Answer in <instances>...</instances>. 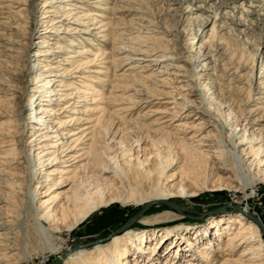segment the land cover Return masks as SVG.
Instances as JSON below:
<instances>
[{"label": "rangeland", "instance_id": "rangeland-1", "mask_svg": "<svg viewBox=\"0 0 264 264\" xmlns=\"http://www.w3.org/2000/svg\"><path fill=\"white\" fill-rule=\"evenodd\" d=\"M42 2L39 0L40 9ZM30 4V0H0V133L9 127L14 129L11 135V148L14 150L11 158L14 160L8 167L11 174L19 176L20 183L13 186L14 191L7 202L18 213L27 240L21 252L20 264H51L56 261V264H65L64 257L66 259L80 250H89L87 260H74L73 264H97L109 260L102 251L108 254L115 252L120 262L123 260L120 256L125 254L123 264H135L137 257H141L142 264H166L171 254H174L177 264H188L189 256L193 253L187 249L189 247H184L186 250L178 254V247L186 244V237L201 244L207 242L208 237H197L194 233L204 228L210 238L206 260L208 264H220L227 246L225 234L218 236L217 232H225L231 216H238L243 210L256 216L264 227V182L258 181L257 168L249 166L247 160L245 163L230 161V152L240 137L244 138V142L252 141L253 136H260V140L264 141V131L256 135L258 131L251 132L244 120L257 107L252 101L253 95L264 92V0H72L68 8H79L76 11L81 13L63 23L54 24L55 29L48 27L47 30L49 23L59 20L51 16L49 20L52 21L48 20L41 26L43 31L50 30L45 36L32 34L33 12ZM185 12H189L186 18ZM179 30L184 31L182 38L176 33ZM69 43L73 46H68ZM116 47L119 52L115 54L116 62L111 67L101 54L104 52L110 58L113 56L112 49ZM134 49L151 52L147 56L149 60H133L137 57L136 52H132ZM78 50L82 53L76 56L74 51ZM36 53L43 56H34ZM163 54L164 59L159 58L160 61L155 64L152 62L156 56ZM69 56L75 58L69 59ZM203 56L213 59L214 64L208 71L198 74L200 66L196 63ZM56 61L59 69L52 63ZM142 64L148 66L141 69ZM45 65L51 67L52 75L64 76L55 77L54 83L48 85H52L59 94L51 97L53 105L65 93L75 96V90L68 89L71 87L79 88V92L85 89L100 91L104 87L106 91L103 93L106 95L110 86H119L115 94L123 96L124 100L119 105L115 101L104 103V111L91 112L92 117H88L93 120L103 113L99 118L97 149L94 147L99 160L110 163L112 158H117L120 161L117 144L120 140L133 155L141 148L137 153L139 159L149 152L151 156H168L182 166L184 154L176 143L177 138L193 146L198 144L197 141H202L201 150L207 152L211 160L192 179L180 181L178 167L167 172L174 174L168 182L169 188L173 185L170 188L173 195L181 184L189 193L187 197L174 195L168 200L180 205V211L160 204L161 201L147 203L150 206L128 227L113 233L146 205L126 203L128 192L118 186L119 181H114L117 191H104L107 200H112L109 204L95 209L70 230L64 224L53 228L46 223L44 237L40 238L39 233L37 235L33 205L37 207L38 201L32 205L30 193L41 186L42 177L46 175L38 170L36 152L32 151L29 156L27 154L28 149H36L37 141L31 145L29 143L35 139L33 135L42 133L44 126L38 121L35 126L37 130H20L17 119L20 115L26 117L32 113L21 110L22 104H26L34 94L31 90L22 93L23 81L36 79ZM106 68H109L108 73ZM118 68H121L120 71L114 72ZM151 71H154V76H150ZM121 73L127 77L120 78L118 75ZM37 94L31 97L35 110L39 109L37 103H40L36 100ZM76 96L67 103L59 101L54 108L59 114L46 118L52 132L57 129V119L66 121L62 129L64 142L72 129L84 126H75L70 121V113L75 106L78 110L82 109L81 100L87 99V104H91L90 96H82L81 93ZM143 98L151 100V104L141 103ZM86 106L91 110L96 108L95 105ZM114 108L129 109L116 113L113 112ZM255 112H252L253 118L264 117V109ZM45 116L43 114L40 119L43 120ZM262 127L263 122L254 126L255 129ZM104 130H108V133ZM116 131L118 136L110 141ZM232 134L233 138H229ZM248 146L235 145V150L240 152L241 147ZM252 146L255 149L260 144ZM219 150L222 153L220 159ZM248 161H252V158ZM217 167L223 169L218 170ZM259 170H264V162L259 164ZM104 176L110 178L109 174ZM50 179L57 182V176L48 177L47 181ZM79 180L82 184L79 190L81 194L92 191L98 185L95 174H81ZM53 181L51 184H54ZM204 185L206 188H203ZM68 188L62 187L55 194ZM173 228L177 231L160 237L162 232ZM127 232L145 237L140 247L146 246L148 249L144 253L138 252L134 244L125 249L126 239L121 236ZM220 237L221 241L218 240ZM115 238H118L117 241H113ZM88 242L92 243L70 250L75 244ZM135 244L138 245V242ZM96 247H99L98 250ZM242 251L244 247L240 246L228 253L235 260ZM154 259L157 263H153Z\"/></svg>", "mask_w": 264, "mask_h": 264}, {"label": "bare ground", "instance_id": "bare-ground-1", "mask_svg": "<svg viewBox=\"0 0 264 264\" xmlns=\"http://www.w3.org/2000/svg\"><path fill=\"white\" fill-rule=\"evenodd\" d=\"M42 1L43 2L40 9L38 8L39 0H30L31 9L33 12L31 19L32 34L45 36L50 31V30L47 31L48 27L49 29L54 28L53 26L54 24L63 23L65 20H68V18H74L79 13H81L79 11H76V9L79 8H75L73 10H70L68 8L69 6L68 3L72 2V0H42ZM188 13L189 12H185L184 18H186ZM51 16L54 18H59V20L54 21L53 24L49 23L50 25L48 24L46 26L47 30L43 31L41 26L44 25L42 23L48 21L51 18ZM51 21L52 20H49L48 22ZM100 27L103 26H99V28ZM176 33L178 37H181L184 31L179 30ZM42 42L48 44L47 41H42ZM68 46H73V44L69 43ZM188 46H191V44ZM44 47H47V45H45ZM56 48L59 49L57 46ZM190 49L192 50L193 46L190 47ZM112 50H113L112 53L113 56L110 58H108V55H106L104 52L103 54H101L104 57L103 59L107 63H109L111 67L116 62L115 54L119 52L117 47ZM79 51L81 50L74 51V54H76V56H79L80 53H82V51L81 52ZM132 52H136L137 54V57H135L134 59L132 58L133 60H143V61L149 60L147 59L148 58L147 56H149V54L151 53L141 49L140 50L134 49ZM38 55L43 56V54H39V53H36L34 56H38ZM156 57H157L156 59L152 60L154 64L160 61L159 58L164 59L165 55L163 54ZM68 58L69 59L75 58V56H69ZM176 59H181V58L177 57ZM57 62L58 61L52 63L56 64V66L58 67L59 64ZM196 64L200 66V69L197 71V73L201 74L205 71H208L211 68V66L214 64V60L208 59V57L203 56ZM147 66H148L147 64H142L140 68L145 69ZM108 69L109 68L105 69L107 73L109 72ZM120 69L121 68L115 69L114 72H119ZM63 71L66 72L64 69ZM41 72L42 73L38 74L37 78L33 79V81L24 80L23 81L24 87L22 90L23 94H26L30 90L31 93L34 94L36 92L38 93L37 94L38 96H36V100L40 102L37 103L39 105V109L37 110L34 109L36 106H34L35 103L31 102L32 101L31 97L34 96V94H32L30 99L27 100L26 104L24 105L22 104L21 106V110L23 109L26 111H31L32 113L28 114L26 117H21L20 115V117L17 119L20 121L19 122L20 130H24V129L26 130L27 128L32 130L33 132L34 130H37L35 126L38 125L37 124L38 121L41 122V125L44 126V128H42V133L39 134L37 133V135L35 134L36 136L33 135L35 139L30 141L29 143L31 145L32 143L37 141L36 149L35 150L28 149V154H27L29 156V154L32 153V151L36 152L35 156L38 160V170L40 169V171H44L45 172L44 175H46V177H42L43 181L42 183H40L41 186L39 188L35 187L34 191L30 193V200L32 205L36 201H38L37 207L33 205V213H34L33 222H34V228L37 230L35 232L37 233V235L38 233L40 234V238L44 237V235L46 234L45 233L46 223L53 226V228L58 227L57 225L59 224L60 225L64 224L66 225V228L70 230L77 223H79L84 218H86L90 213H92V211H94L95 209L101 206H105L109 204L112 200L111 199L107 200L104 191L108 189L116 190L118 187L116 186V183H114V181L117 182L119 181L118 186L121 187L123 191L128 192V198L125 200L126 203L142 205L152 202H159L163 200L166 201L169 200L174 195L180 197L189 196L188 191H186V189L183 188L182 184L177 187L178 189L177 192L173 191L176 194L173 195V193H171L172 189L170 190V188L171 187L173 188V185L170 186L169 188L168 182L173 179L174 174L169 175L167 172L174 167H178L177 176H179L180 181L192 179V177L198 173L197 171H199L201 167H204L207 164V162L211 160L209 154L201 150L202 141H197L198 144L196 146H193L192 144H187L185 140L183 139L181 140L177 138L176 143L184 154L183 155L184 163L182 166L178 165L177 160L174 161V159L172 160L168 156L163 158H161L160 155L158 154L156 155L154 154L153 156H151V153L149 152L144 154L143 159H139L137 158V153L139 152V149L141 151V148H139L138 151H136V155L135 154L133 155L130 153L129 148L127 149L124 148L120 140L117 142V144L119 145V150L121 155L120 161L117 158H112L110 163L103 161L101 159L99 160L98 154L95 150L96 148L95 143L96 141H98V136L100 132L98 127L100 121L99 118L101 115H103V113H100L101 115L93 120H91V118L88 117L89 116L92 117V114H90L91 112L99 113L100 111H104L102 106L104 103L110 101L113 102L115 101L116 105L118 103H121V101L124 100V98H122L123 96L118 97L115 94V90L117 91L118 90L117 87L119 86L117 85L110 86V90L106 95H104L103 93L106 91L104 87L101 88L100 91L99 90L95 91L94 89L91 90L85 89L82 90V92H79L80 90L79 88L71 87L68 89H74L75 96L74 95L71 96V94L65 93L63 98L60 100H56V104L53 105L51 97L58 93L54 91L52 85L51 86L48 85L54 83L53 80L55 81V77H64V76L52 75L53 70L49 66L46 67V65L42 66ZM153 72L154 71H151L150 76L155 75ZM124 74L121 73L118 76L120 78L127 77L126 75L124 76ZM115 77H117V74H115ZM196 77L199 78V75L196 74ZM36 83H39L38 87L36 86ZM81 87L84 88V84H82ZM33 88L37 90L36 91L32 90ZM22 93H20V95H22ZM78 93H81L82 96L83 95L90 96L91 104H87V99L81 100L83 103V105H81L82 109L78 110V108L75 106L74 111L70 113V121L73 122L75 126L77 124L79 125L82 124L84 126L78 127V129H72L73 131L70 133L68 139L64 142V138H63L64 134L62 132V129L64 128L65 126L64 123L66 121L57 119L55 122L57 129L54 132H52L49 123L46 121V118H49V116H56V114H59V112L56 113L54 110V108L59 105V101H65L67 103L68 101H70V99H73V97H78L76 96L78 95ZM253 97L254 99L252 101L255 104H257V107H255V109L251 111L250 115L247 116L244 120L246 121V125H248L251 132L254 133V131L257 130L258 132L256 135H260L261 132L264 131V128L262 127L261 129H255L254 126L258 125L260 122L264 123V117L253 118L252 114L255 111L259 112V110L264 109L263 106L264 92L263 91L256 92L253 95ZM152 98L160 99V97H152ZM77 102L80 101L77 100ZM141 103H145L146 105L151 104V100L147 101L146 98H143V102ZM163 103H169V102H163ZM86 105H95L96 108L91 110L92 108L90 107V109H88ZM114 109L115 110H113V112L116 113L117 112L122 113L124 111V109L122 110L116 108ZM128 109H126L125 111H127ZM33 114H35V116H32ZM43 114H45L46 116L45 118H43V120H41L40 116H42ZM119 118L121 119L123 117H119ZM15 120L16 119L11 120V123L12 121ZM13 130L14 129L9 127L0 133V189H2L0 192V264H20L21 252L25 244L27 243L26 236L24 233L25 232L24 227L23 224L20 223V218L18 216V213L14 210L15 208L7 202V199L14 191L12 189L13 186L16 187L20 183L18 182L19 176H15L11 174V169H9L10 167H8L9 165H12L14 160L13 158H11L12 150H13L11 148L13 142V140L11 139L12 138L11 135ZM74 130H77V132H75ZM104 132L108 133V130H104ZM116 134L117 131L113 134L110 141H113V139L118 136ZM229 136H230L229 138H233V134ZM108 142L109 140L107 139L106 143ZM247 144H249V146L246 148L241 147L242 149L240 150V152L235 150L236 149L235 145L245 146ZM253 144H260V146L254 149V147L252 146ZM218 154H219L218 159H220L222 155L221 150H219ZM52 156L53 159L50 160ZM249 158H252V161L249 162L248 161ZM152 159H154L153 162H151ZM245 160H247L246 162H248L249 166L252 165L253 167L257 168L256 175L258 181L264 182V170L262 171L259 170V164L264 162V141L260 140V136L259 137L253 136L252 141L249 142L247 141L244 142V138L240 137L238 143L233 145V150L230 152V161L245 163ZM216 169L220 170L223 168L217 167ZM85 173L92 175L95 174L96 178L98 179L97 182L98 185L95 183L97 185L95 186L96 188L91 187L93 188L92 191L88 190L89 192L85 194H81L79 190L82 184L80 185L79 178L81 174H85ZM104 174L105 175L109 174L110 178H105ZM51 176H57V182L56 180L53 181V179L47 181V178L48 177L50 178ZM195 178H197V176ZM52 181L54 182V184L53 183L51 184ZM101 184H104V186L101 187L100 186ZM65 186H69V188L66 190L59 191L57 194H55L58 189ZM203 188H206V186L204 185ZM191 194L192 192L190 193V195ZM38 196H40V198H38ZM61 197L63 200L61 199ZM240 212L241 213L238 216H231L230 225L229 227L225 228L224 230L225 232H221V230H218L217 232L218 236L219 235L222 236L223 234L226 235V237L224 235V240H226L227 248L224 249L225 253L224 256L222 257V262L220 264H259L258 263L259 261L262 262L261 264H264V245L260 234V230L255 225V223L252 222V220L244 216V213H248V212L243 210H241ZM247 218L249 219V221H246ZM205 229L206 228H204L202 231L196 230V232L194 233H196L197 237H201V238L205 236L208 237L207 242H203L201 244V243H197L198 241L196 240H190L187 239L186 237L185 238L186 244L180 245L178 247L179 248L178 254L180 252L183 253V251L186 250L184 247H189L187 249L193 253L191 256H189L190 259L188 264H197L198 262L200 263V261L202 262V264H208L205 254L210 248L208 246V242L210 238H209V233H206ZM172 231L176 232L177 229L175 228H173V230L167 229L166 231L161 233L160 237L163 235L166 236L174 233ZM138 235L139 234H131L127 232L121 236V237H125L126 239L125 249L127 247H131L133 244L134 246H136L138 252L144 253L145 252L144 250L148 249L145 248L146 246H144V248L140 247V243L144 242V240L146 239L142 235L140 236ZM118 238L113 239V241H117ZM218 240L221 241V237ZM136 242H138V245L135 244ZM257 242L259 243L258 245L251 246L252 244H255ZM240 246L244 247V251L239 252V256L237 259L235 260L231 259L232 258V256L230 255L231 253L228 252H233L236 248L238 249ZM191 247L193 248L191 249ZM98 248L99 247H96V250H98ZM102 252L104 253L105 256H107V258L109 257V260H105V262H101L97 264H123L122 261L126 259L124 258L125 254H122L120 258L123 257L122 258L123 260H121L120 262L117 257L118 254H116L115 252H112L111 254L110 253L108 254L106 251H102ZM87 253H89V250H80L72 254L68 258H66L67 260L65 259V257L63 259L65 264H68L67 261L73 264L74 260H78L79 262H82L87 260L88 257ZM173 255L174 254L168 256L169 259L166 264H177V262H175V258H173L174 257ZM154 260L153 263H157L156 259ZM134 262H136L135 264H142L143 261H141V257H137ZM56 263H58V261H56L55 264Z\"/></svg>", "mask_w": 264, "mask_h": 264}, {"label": "water", "instance_id": "water-1", "mask_svg": "<svg viewBox=\"0 0 264 264\" xmlns=\"http://www.w3.org/2000/svg\"><path fill=\"white\" fill-rule=\"evenodd\" d=\"M160 204H164L168 207H171L177 211H180V209H182V207L176 203H173L171 201H168V200H163L160 202ZM150 206V204H146L144 206H142L140 208V210L134 214L131 218H129L123 225H121L120 227H118L116 230H114L113 233H118L120 231H122L123 229H125L126 227H128L132 221L140 214L142 213L144 210H146L148 207ZM236 209V208H234ZM239 210V209H237ZM244 216L248 217L250 220H252V222L255 223V225L258 227V229L260 230V234H261V237H262V240H263V245H264V227L262 226L261 222L258 220V218L254 215H250L248 213H244ZM92 242H88V243H83V244H75L73 246L70 247V250H74L76 248H80V247H85L89 244H91ZM51 264H55V263H51Z\"/></svg>", "mask_w": 264, "mask_h": 264}]
</instances>
